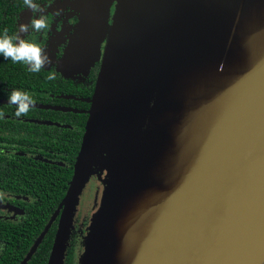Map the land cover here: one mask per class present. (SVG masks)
<instances>
[{
    "label": "water",
    "instance_id": "95a60500",
    "mask_svg": "<svg viewBox=\"0 0 264 264\" xmlns=\"http://www.w3.org/2000/svg\"><path fill=\"white\" fill-rule=\"evenodd\" d=\"M116 1L73 175L21 264L58 215L64 264L92 177L79 264H264V0Z\"/></svg>",
    "mask_w": 264,
    "mask_h": 264
},
{
    "label": "flooded vegetation",
    "instance_id": "af4514ba",
    "mask_svg": "<svg viewBox=\"0 0 264 264\" xmlns=\"http://www.w3.org/2000/svg\"><path fill=\"white\" fill-rule=\"evenodd\" d=\"M38 2L46 9L49 29L21 35L46 46L51 63L35 73L20 62L0 70V191L6 193L0 201V264L22 263L61 202L49 214V204H55L73 175L117 4L111 0L108 9L94 14L98 6L92 8L83 0ZM57 7L63 12L57 14ZM28 16L23 0H0V27L10 35L18 31L19 19L27 23ZM102 19L105 33L99 27ZM53 70L56 79H46ZM13 88L28 91L35 100V106L21 117L14 115L15 105L7 102ZM94 180L98 181L92 177L88 184ZM99 184L93 213L104 188ZM84 216L78 205L72 230L73 264H79L84 250L89 226ZM58 219L59 215L49 228L55 226L49 251L48 230L26 264H48Z\"/></svg>",
    "mask_w": 264,
    "mask_h": 264
},
{
    "label": "clouds",
    "instance_id": "9594fccd",
    "mask_svg": "<svg viewBox=\"0 0 264 264\" xmlns=\"http://www.w3.org/2000/svg\"><path fill=\"white\" fill-rule=\"evenodd\" d=\"M60 4L64 0H56ZM23 4L29 11L27 23L20 19L17 24L18 31L12 35L7 29L0 30V56L4 59H10L12 62H20L27 66L29 72H40L42 68L51 63V57L46 50V46L41 45L33 40H26L21 33L46 32L49 29L48 17L46 9L38 0H23ZM57 14L63 12V8L57 7ZM57 73L49 71L46 79L55 80ZM7 102L15 105L14 115L21 117L26 115L29 110L35 106V100L26 90L13 88L8 97ZM2 115V113H0ZM6 196V193L0 191V201Z\"/></svg>",
    "mask_w": 264,
    "mask_h": 264
},
{
    "label": "rangeland",
    "instance_id": "374dc122",
    "mask_svg": "<svg viewBox=\"0 0 264 264\" xmlns=\"http://www.w3.org/2000/svg\"><path fill=\"white\" fill-rule=\"evenodd\" d=\"M131 28H132V24H131ZM128 36H129V33L125 32V34L123 35L122 41L128 38ZM156 83H155V80H153L150 83V92H149L150 99H152L153 93L156 94L157 92ZM108 106H109V103H108ZM110 106H111V101H110ZM100 186L101 185L99 184V182L94 180L91 184H87L84 192L82 193L80 197L79 212H81L82 214L85 213L84 218H86V221L88 222H90L89 218L91 214L93 213V202H95L94 190L96 191L97 187H100ZM100 193H101V189L98 190V197L96 199L97 205L99 202Z\"/></svg>",
    "mask_w": 264,
    "mask_h": 264
},
{
    "label": "trees",
    "instance_id": "16d2710c",
    "mask_svg": "<svg viewBox=\"0 0 264 264\" xmlns=\"http://www.w3.org/2000/svg\"><path fill=\"white\" fill-rule=\"evenodd\" d=\"M4 28L0 27V30H3ZM13 62L10 59H4L2 56H0V70H6V69H10V67H12ZM7 77V76H6ZM34 81V80H33ZM36 83V82H34ZM18 84V83H17ZM32 84V81H31ZM84 130H85V126H84ZM84 133V132H83ZM83 136V135H82ZM82 140V138H81ZM76 161V160H75ZM75 164V163H74ZM74 168V167H73ZM66 178L69 180L70 178V173L67 174ZM70 181V180H69ZM68 181V183H69ZM68 184L66 186V189L62 190V193L58 195L55 204L51 205V203L49 204V214L52 211V208H54L58 202L62 201L63 197L65 196L66 190H67ZM85 190V189H84ZM84 192V191H83ZM55 232V226H53L46 237V244H47V250L49 251L50 247H51V242L53 240V235ZM73 233V232H72ZM71 233V237L69 240V246L66 250V254H65V258H64V264H73V248L75 246L74 244V235H72ZM32 261V260H31Z\"/></svg>",
    "mask_w": 264,
    "mask_h": 264
}]
</instances>
